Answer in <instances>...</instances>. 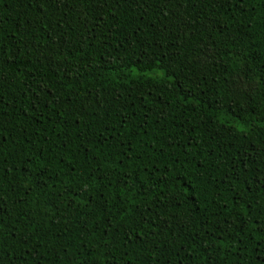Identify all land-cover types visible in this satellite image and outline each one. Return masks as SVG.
<instances>
[{
  "label": "trees",
  "instance_id": "obj_1",
  "mask_svg": "<svg viewBox=\"0 0 264 264\" xmlns=\"http://www.w3.org/2000/svg\"><path fill=\"white\" fill-rule=\"evenodd\" d=\"M264 0H0V264H264Z\"/></svg>",
  "mask_w": 264,
  "mask_h": 264
},
{
  "label": "snow or ice",
  "instance_id": "obj_2",
  "mask_svg": "<svg viewBox=\"0 0 264 264\" xmlns=\"http://www.w3.org/2000/svg\"><path fill=\"white\" fill-rule=\"evenodd\" d=\"M97 3L105 4L106 3V0H97ZM262 183H264V181H262ZM262 227H264V226H262Z\"/></svg>",
  "mask_w": 264,
  "mask_h": 264
}]
</instances>
